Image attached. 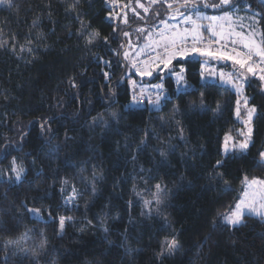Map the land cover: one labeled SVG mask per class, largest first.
Here are the masks:
<instances>
[{
	"label": "trees",
	"instance_id": "obj_1",
	"mask_svg": "<svg viewBox=\"0 0 264 264\" xmlns=\"http://www.w3.org/2000/svg\"><path fill=\"white\" fill-rule=\"evenodd\" d=\"M138 1L0 2V264H264V221L217 216L264 181V94L251 89L248 153L227 157L235 96L201 83L199 61L174 63L186 86L163 79L158 109L133 106L124 53ZM250 1L264 39V3ZM13 158L19 182L7 179Z\"/></svg>",
	"mask_w": 264,
	"mask_h": 264
},
{
	"label": "rangeland",
	"instance_id": "obj_2",
	"mask_svg": "<svg viewBox=\"0 0 264 264\" xmlns=\"http://www.w3.org/2000/svg\"><path fill=\"white\" fill-rule=\"evenodd\" d=\"M238 1L240 4H236L235 7L229 5L214 6L218 5L220 0L138 1L135 6L138 9V11L136 10L138 12L136 17L138 23H141L140 28L136 30L138 33L134 35V39L129 42V48L125 52L128 54L127 57L124 55L128 62L129 85L133 96H136V100L132 102L133 106H143L147 102L153 109L160 107L162 100H164L163 96H166L164 89H162L160 104L153 107L149 103V94H151V100L154 101L156 93L161 90L151 86L155 85L157 80H163L169 76L177 84L175 73H180L183 69L174 67V63L177 61H199L201 63V83L219 85L235 96L233 116L236 125L227 132L233 137L227 154L224 153L223 139L222 153L224 157L248 153L253 144L254 122L259 113L258 107L252 103L251 89H258L264 94V79H261L264 76V57L257 54L259 51H264L260 13L251 7L250 0ZM260 1L264 3V0ZM233 3H237V0H233ZM154 4L157 6L153 9L155 14H150L151 6ZM163 9L167 10L164 15L166 20L156 25H148L149 19L155 21L161 18ZM131 11L134 15V10L131 9ZM124 18L126 21L127 17ZM180 37H185L183 43H181ZM173 38L176 39V46L169 47L168 51L169 53L175 52L176 57L165 68L164 64L160 62L168 54L164 52V45ZM244 45L249 47H244ZM194 47L209 54L183 55L185 52L191 53ZM237 53H239L238 56ZM249 53L251 59H248ZM222 54L230 58L219 59L218 57ZM234 59H245L247 63L244 68H241L239 64L233 62ZM248 67H252L253 71L249 72ZM145 68L151 72L150 76L141 75L137 72V69L143 71ZM183 73L185 80L186 76ZM184 80L180 82V85L177 84L179 88L186 86ZM133 81L136 82L135 87H133ZM141 87L147 90L144 95L140 94ZM237 88H239V92H237ZM245 99L247 104H245ZM253 107L256 111L249 121L247 113ZM201 109H204L203 106ZM237 109H239V118L236 115ZM249 128L251 133L248 148L242 151L238 147H233V144H238L244 140L245 137L240 135L241 132L249 135ZM262 161L264 162V157H262ZM256 181L257 183L246 182L244 192L238 202H243L241 204L242 222L233 226L224 223L222 220L224 225L238 227L244 223L246 216L256 217L264 221V183H260L261 180ZM150 203L152 204V202H147L149 212L152 209ZM234 209L224 214L230 215ZM35 214L36 218H41L39 214Z\"/></svg>",
	"mask_w": 264,
	"mask_h": 264
},
{
	"label": "snow or ice",
	"instance_id": "obj_3",
	"mask_svg": "<svg viewBox=\"0 0 264 264\" xmlns=\"http://www.w3.org/2000/svg\"><path fill=\"white\" fill-rule=\"evenodd\" d=\"M0 2H2V0H0ZM78 2V0H77ZM225 5H229L231 7H235V4L233 3V0H220V3L218 5H214L216 7H223ZM10 6V5H9ZM213 19H216L215 17H213ZM125 35H127V33H124ZM99 36V33L98 32H94V33H91L90 34V37L88 39V43L91 44L93 43V41ZM107 38H105L106 40ZM181 40V43L184 42V39L185 37H180L179 38ZM233 43H235V41H233ZM176 46V39L173 38L171 40H169L168 42L165 43L164 45V52L165 53H168L166 58L165 59H162L160 62L164 64V67L167 68L168 65L171 63V61L173 59H175L176 57V53L175 52H172V53H169V47H175ZM244 47H249L248 45H244ZM193 54H198V55H208L209 53L207 52H202V51H199L198 49H196L195 47L192 49V52L191 53H188V52H185L183 55L185 56H189V55H193ZM258 55L264 57V51H259L257 53ZM125 57H127V53H124ZM239 55V53H237V56ZM219 59H222V60H225V59H229L230 57H228L227 55H220L218 57ZM248 59H251V54L249 53V56H248ZM235 64H239L241 68H244L246 63H247V60L245 59H234L233 61ZM102 63H104L106 66H109L110 67V62L109 61H102ZM135 66V65H133ZM249 72H252L253 69L252 67H248L247 69ZM137 72L140 73L141 75H151V72L145 68L143 71H141L140 69H137ZM183 73V69H181L180 73H175L176 77H177V84L180 85V82L184 80V77L182 75ZM104 77L105 79L107 80L109 78V74L107 72L104 73ZM261 79H264V76L261 77ZM225 82H228V81H225ZM70 84L72 87H76L77 85L75 84L74 81H71L70 80ZM136 86V82L133 81V87ZM152 88L154 89H157V90H161V91H158L155 95V100H151L150 98V95L149 94V103L153 105V107H157L159 104H160V101H161V97H162V89H163V84H156V85H152L151 86ZM190 87V85L188 86ZM179 90V88H178ZM237 92H239V88L236 89ZM147 90L143 87H141L140 89V94L141 95H144L145 92ZM164 99H168L167 96H163ZM133 100H136V96H133ZM200 104L201 106L204 105V101L203 99H201L200 101ZM245 104H247V100L245 99ZM219 105L217 106V110H219ZM178 111V109H177ZM256 111V109L253 107L251 108L248 113H247V116H248V120L250 121L251 118H252V115L253 113ZM116 114L113 113V116H115ZM236 115L237 117L239 118V109H237V112H236ZM97 121H96V118H93V124H95ZM48 124V121L45 120L44 123L41 125V129L42 131L45 130V127L46 125ZM50 130V129H49ZM249 135H245L243 132L240 133V135L244 136V140L242 142H239L238 144H233L232 146L233 147H238L240 150H246L249 146V140H250V133H251V129L249 128ZM66 138H68L66 136ZM233 140V137L230 135V134H225V137H224V153L227 154L228 151H229V144L230 142ZM7 155V152H5V156ZM161 155H164V153H161ZM260 156L261 157H264V152H261L260 153ZM222 164V161H217V166H220ZM8 172H11L13 173L14 175L12 176H8V181L9 182H19L21 179H22V174L24 173L25 169L21 166V165H18L16 163V160L15 158H13L12 162H11V167L7 170ZM4 175H6V173L4 172H0V179H3ZM218 176H221L222 178V174H217ZM67 181H64V183H66ZM226 183V182H225ZM252 183H257L256 180H253ZM260 183H264V181L260 182ZM156 189H157V192H160L161 191V186L159 184L156 185ZM73 191H75V189H73ZM93 191H95V189H93ZM157 203L159 204L160 201L158 200ZM243 202L241 201V203H238L236 206H235V209L234 211H232V213L230 215H225L224 213H218L217 216L220 217L224 223H227L229 225H233V226H236V225H239L242 221H241V204ZM28 211L30 212H33V214L35 215V212L38 211V210H32V209H29ZM250 214V213H249ZM64 227V218H61L60 219V228L61 230L63 229ZM176 243L175 241H173L172 243H169L167 245V250L169 253H171V251L176 247Z\"/></svg>",
	"mask_w": 264,
	"mask_h": 264
},
{
	"label": "built area",
	"instance_id": "obj_4",
	"mask_svg": "<svg viewBox=\"0 0 264 264\" xmlns=\"http://www.w3.org/2000/svg\"><path fill=\"white\" fill-rule=\"evenodd\" d=\"M188 28H189V26H188ZM157 84H163L162 82H158Z\"/></svg>",
	"mask_w": 264,
	"mask_h": 264
}]
</instances>
